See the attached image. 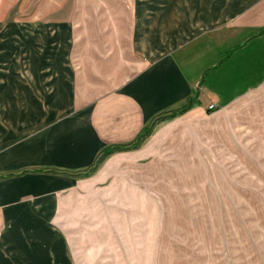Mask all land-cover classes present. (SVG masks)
Returning a JSON list of instances; mask_svg holds the SVG:
<instances>
[{
  "label": "crops",
  "instance_id": "crops-1",
  "mask_svg": "<svg viewBox=\"0 0 264 264\" xmlns=\"http://www.w3.org/2000/svg\"><path fill=\"white\" fill-rule=\"evenodd\" d=\"M47 26L18 37L17 45L30 40L24 53L0 49V264H115L104 246L81 259L70 242L77 235L61 222L81 216L77 206L88 199L130 205V183L174 167L176 149L220 157L240 146L247 121H264V0H138L132 61L108 67L103 84L82 80L67 30ZM2 32L0 46L15 41L17 27ZM191 98L188 112L155 126L139 149L82 176L105 148L134 143Z\"/></svg>",
  "mask_w": 264,
  "mask_h": 264
},
{
  "label": "rangeland",
  "instance_id": "rangeland-1",
  "mask_svg": "<svg viewBox=\"0 0 264 264\" xmlns=\"http://www.w3.org/2000/svg\"><path fill=\"white\" fill-rule=\"evenodd\" d=\"M137 2L0 0L3 36L17 27L15 41L6 38L0 49L24 53L30 40L17 45L18 37H35L31 26L57 24L67 30L72 67L83 81L103 84L108 67L132 61ZM257 97L264 103V89ZM247 122L240 146L220 157L176 149L174 167L163 165L160 173L154 168L146 173L148 180L130 183L129 188L137 187L127 190L130 205H96L88 199L77 206L82 215L61 227L77 235L70 242L80 247L81 259L89 256L88 249L104 246L113 248L107 256L115 264H264V121ZM32 244L54 245L52 237H34Z\"/></svg>",
  "mask_w": 264,
  "mask_h": 264
},
{
  "label": "trees",
  "instance_id": "trees-1",
  "mask_svg": "<svg viewBox=\"0 0 264 264\" xmlns=\"http://www.w3.org/2000/svg\"><path fill=\"white\" fill-rule=\"evenodd\" d=\"M261 35H264V28L261 29L257 33V36H261ZM194 103H195V100L191 98L188 100L187 104L185 106H183L181 109L174 111L172 113H169L167 115H162V116L158 117L150 127H146L143 130V132L137 137V139L134 143H131L128 145H123V146H114V147L105 148L99 154L95 163L82 176H85V177L89 176L92 172H94L99 167L100 164L103 163V161H105L106 158H108L110 155H112L114 153L127 152V151L139 149V147L151 136L155 126H157L158 124H160L164 121L171 120V119H174L180 115L185 114L186 112H188L192 108Z\"/></svg>",
  "mask_w": 264,
  "mask_h": 264
},
{
  "label": "built area",
  "instance_id": "built-area-1",
  "mask_svg": "<svg viewBox=\"0 0 264 264\" xmlns=\"http://www.w3.org/2000/svg\"><path fill=\"white\" fill-rule=\"evenodd\" d=\"M214 108H215L214 105H211V106H210V109H214Z\"/></svg>",
  "mask_w": 264,
  "mask_h": 264
}]
</instances>
